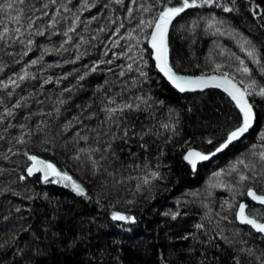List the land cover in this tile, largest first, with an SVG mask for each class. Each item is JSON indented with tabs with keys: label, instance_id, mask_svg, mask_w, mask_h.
I'll list each match as a JSON object with an SVG mask.
<instances>
[{
	"label": "trees",
	"instance_id": "1",
	"mask_svg": "<svg viewBox=\"0 0 264 264\" xmlns=\"http://www.w3.org/2000/svg\"><path fill=\"white\" fill-rule=\"evenodd\" d=\"M33 2L40 5L49 0H25L26 4ZM154 2L136 0L133 5L132 0H123L118 5L115 0H89L93 7H85L79 12L80 22L70 33L71 40L62 34L70 26L65 20L58 25L62 31L52 35L47 31L39 36L34 32L31 35L25 33V38L34 41L31 50L26 43L21 45L19 38L7 45L0 41V84H7L9 77L15 80L13 73L22 74L26 64L31 73L26 79L17 80L15 87L11 84L0 87V114H4V107H12L20 96L28 98L27 107L19 108L9 119L18 125L24 122L28 112H32L34 115L27 121L31 127L35 128L41 119L50 121L54 142L43 145L36 142L28 145L29 150L67 171L87 190V195H81L65 184L52 180L43 182L39 173L19 181L17 177L19 172H25L27 157L21 153L12 155L8 161L0 158V166L19 169L0 173V264H236L233 257L237 249H264L261 235L238 224L234 218L235 208L244 199L246 187L234 191L219 186L236 182L235 176L229 175L230 162L234 163L239 154H248L253 146L259 150L264 143L259 138L264 129V98L252 97L256 118L244 139L232 143L217 160L212 159L193 169L184 159L185 152L189 147L210 151L217 146L224 132L235 126L234 102L217 86L194 92L176 91L157 72L147 40L141 36V43L137 44L135 35H125L136 27L142 16L156 15L155 11L141 13L138 7ZM80 3L81 0H70L69 6L75 12V6ZM256 3L260 9L250 0H238L239 12L226 13L223 9L205 5L190 7L181 13L169 34V57L175 69L191 74L200 72L203 67L205 40L197 35L191 55L185 43V32L181 36L176 29L180 21L194 19L196 12L210 11L224 16L228 24L240 28L264 53V28L260 27L264 20L253 14L264 9V0H256ZM127 7L133 8L131 15ZM44 11L49 13L50 19L56 6L50 4ZM4 17L5 12L0 10V20ZM44 19L41 17L42 21ZM121 23L124 27L113 35ZM4 26L15 28L17 25L4 20L0 28ZM44 27L47 30L49 26L44 23ZM62 41H66L63 47ZM46 48L54 50L46 51ZM141 48L144 58L149 61L146 66L141 65L137 57ZM22 50L27 51V55H21ZM120 52L125 55H114ZM41 56L37 64L30 63ZM127 64H133V67L127 69ZM137 68L146 71L148 78L141 77ZM121 69L124 76H120ZM254 73L255 78L264 83V75L259 74V70ZM106 96H115L117 102L139 96L148 99L151 106L146 108L141 103L140 109L125 110L117 117L118 123L129 126V137L115 140L116 156H109L111 164L107 170L94 172L90 162L74 159L73 155L80 148L93 144V129L103 132L102 122L108 124L102 111V101L107 103ZM161 100L163 105L158 103ZM41 108L43 113L39 111ZM54 109H59L58 116ZM92 112L96 115L89 118ZM77 117L80 123L75 122ZM68 121L72 122V127L61 134L59 130ZM171 123H175L174 130L163 127ZM77 129L83 130L81 134L86 132L89 140L76 142ZM9 131L15 135L18 129ZM112 131H117L114 125ZM131 131L137 135L132 136ZM141 132L146 133L143 139L139 136ZM209 137H215L211 144L207 140ZM6 147V142H0V152ZM157 165H161L159 170L165 179L154 181L150 192L147 186L143 192L137 190L136 184L142 181L149 168L155 169ZM220 169H225V173L214 175ZM113 171L116 175L110 176L109 172ZM129 176L131 179H121ZM253 186L264 191V182ZM6 187L9 190H5ZM207 187L212 192L207 203L190 199L194 191ZM229 200H233L230 219L221 221L217 213H221L225 201ZM112 211L125 212L137 219L113 220ZM171 212L177 215L174 217ZM200 223L205 227L197 229L196 225ZM241 240L247 243L241 244ZM241 264L259 262L254 257H244Z\"/></svg>",
	"mask_w": 264,
	"mask_h": 264
},
{
	"label": "snow or ice",
	"instance_id": "2",
	"mask_svg": "<svg viewBox=\"0 0 264 264\" xmlns=\"http://www.w3.org/2000/svg\"><path fill=\"white\" fill-rule=\"evenodd\" d=\"M123 0H115V3L120 5ZM70 0H65L63 3H58L57 0H49L48 3L37 5L33 3H25V0H4L3 3H0V10L5 12L4 20L14 22L17 26L11 28L4 26L0 28V41H5L6 45L10 41H15L19 38V43L21 45H27L28 50H31V46L34 41L31 38H25L24 34L35 33V35H44L45 32L49 35L53 33L61 32V28L58 26L62 21L68 20L70 26L63 31V35L67 37L68 40L72 39L70 33L74 32L77 26V23L80 22L79 12H82L85 7L92 8L93 3H89V0H81V3L75 6L76 11H72V7L69 6ZM250 3L256 8L260 9L261 6L256 3V0H250ZM56 6V12L51 15L49 19V13L44 11L45 8H48L49 5ZM132 4H136V0H132ZM215 6L216 8L223 9L226 13L239 12L241 9L238 6V0H230V2H224V0H155L154 3H149L147 6L141 4L138 7L140 8L141 13H151L155 11V16L141 17L139 23L134 29L129 30L125 33L127 36L135 35L136 43H141V36L144 40L151 45L149 53L152 57L155 58V67L159 72L167 78V80L175 87V89L180 92H185L190 89H204L208 85H216L230 98L231 102H234L235 109V126L228 128L222 135L217 146L213 148L212 151H203L198 150L195 147H189L187 152L184 155V159L191 164L193 169H196L198 161H204L208 158L214 156L216 153H219L221 150H224L230 146L233 142L241 139L245 133L249 131L252 127L255 118L256 112L254 110V101L252 97L259 96L264 98V83L255 78V73L253 68L249 67L244 59L237 57L239 64L235 66V72L239 73V76H236L234 73L227 72L220 75H198L190 76L183 75L180 71L176 70L174 65L170 62L169 57V29L173 25L174 20L183 13L186 9L195 6ZM107 7V5H106ZM63 9V12H61ZM128 13L131 15L133 12L132 7H127ZM37 13H39L37 15ZM65 13L69 15H65ZM255 16L260 17L261 20H264V9L256 11L253 13ZM41 17L45 18L43 21ZM91 20H95L96 17H90ZM201 19H204L201 17ZM4 20H0V24L4 23ZM46 23L49 27L47 30L44 27ZM196 20H193V25L195 26ZM217 25H223L224 27H217ZM124 25L121 23L119 27L116 28V32L113 35H116L120 32L121 28ZM183 27V25H181ZM260 27L264 28V24H261ZM205 28L209 31L214 30L217 33H223L227 35H236L238 33L237 43L241 45L244 53L251 58V63L258 66L259 74L264 75V53H261L260 47H258L250 37L245 36L243 33H239L238 29L233 28L228 24L227 20L224 18L217 17L215 13H211L206 20ZM103 29H101L102 31ZM139 33V34H137ZM83 39V36L80 37ZM66 41L61 42V47H63ZM131 48V44L129 45ZM54 50V49H45ZM144 49L141 48L137 52V57L141 61V65L146 66L149 61L144 58L143 55ZM106 54V53H105ZM21 55H27V51H23ZM114 55H125L124 52L114 53ZM230 55H234L230 53ZM42 59V56L38 59L32 60L30 63L35 65L38 63V60ZM79 59V55H77ZM129 59H132L129 57ZM111 62V61H109ZM100 63V61H97ZM133 64L125 65V68L131 69ZM95 68V65H93ZM221 65L217 64L216 69L219 70ZM28 65L26 64L24 69H22V74L13 73L16 76V79L8 78L7 84H11L13 87L16 86L17 80H24L31 73L28 72ZM140 76L144 79L148 78V74L142 68L136 69ZM125 72L123 69L120 71V76H124ZM49 80L52 77L48 78ZM79 79V77H78ZM135 80V78H133ZM47 83V81H45ZM59 83V81H57ZM7 84H0V87H7ZM11 93H9V96ZM30 96L32 94H29ZM107 103L103 104L102 111L105 112L106 120L108 121L107 125H104L102 122V127L104 131H95V141L92 145L86 148H80L77 152L74 153L73 158L77 160H86L90 162L94 172H98L101 169L107 170L108 166L111 164L109 156L115 157L116 152L114 149V141L119 139H127L129 137L130 128L129 126H122L117 122V117L122 115L125 110L140 109L141 103L144 107L148 108L151 105L148 102V99L143 97H135L133 100L124 101L121 100L117 102L115 96H106ZM22 101L24 102L22 104ZM30 101L24 96L16 101L12 107H4L3 113L0 114V142H6L7 147L3 152H0V158L5 161H8L12 155L23 154L24 157H27L26 164V173L19 172L17 179L19 181L26 180L27 176H32L37 173H41L39 179L43 182H48L49 177H55V182L59 184H65L66 186L73 189L77 194L87 195V190L85 187L74 179L67 171H63L57 168L56 164L52 161L42 158L40 155H36L31 152L28 148V145L34 144L36 142L43 144L53 143L55 140V134L51 128V122L41 119L35 126L31 127L27 121L31 118L34 113L28 112L24 116V122L19 123L18 125L14 124L10 117H13L17 110L21 107L26 108ZM39 103V101H37ZM161 105L164 104V101H158ZM41 113L44 112V109H39ZM56 115H59V109L53 110ZM170 111H172L170 109ZM51 115V113H49ZM96 113L92 112L89 114V118L95 116ZM178 116V113L176 114ZM76 123H80L79 118H74ZM115 126L117 131H112V126ZM72 127V122H65L60 133L63 134L67 132L69 128ZM165 129L171 127L175 129V123L164 124ZM87 129V125L84 126ZM9 129H18L17 134L13 135ZM83 130L77 129L75 140H89V136L86 132L81 134ZM151 131V130H149ZM146 133L141 132L139 136L143 139ZM132 136H136L135 131H131ZM260 140L264 141V129L261 130ZM215 137L207 138L208 143H213ZM143 147L147 148V144H143ZM242 165V167H241ZM229 175L235 176V183H221L220 187H229L230 190L244 189L246 187V195L250 197L252 201L258 202L260 204V209L253 208L249 209V205L245 200L241 199L238 203V207L235 208V219L240 221L242 224L250 225L252 229H255L257 233L264 234V191H258L253 185L257 183L264 182V143L260 145V149L256 150V147L253 146L249 150L248 154L243 157H237L236 161L230 162L229 164ZM161 165H157L155 169H148V173H145L142 181L136 184V189L143 192L145 191V186H147V191H151L154 181L165 179V176L162 171L159 169ZM19 171V169L4 168L0 166V173L3 172H12ZM225 169H220L219 173L214 175H223ZM110 176L116 175V173L109 172ZM121 179H131V177H121ZM119 183V182H117ZM7 189V187L5 188ZM33 194H35L33 192ZM238 194V193H237ZM47 193H45V196ZM31 199V197H28ZM235 199V195L233 200ZM233 200L225 201L222 206L221 213H217L219 220H229L231 215V210H233ZM19 211V208H17ZM227 212V214H222ZM172 216H176V212H171ZM111 217L113 220L119 221H135L136 216L127 214L121 211H112ZM5 220L8 219L7 216L4 217ZM203 223L197 224L196 228H204ZM218 231L219 227L217 225ZM24 229L21 228V231ZM239 232V229H236ZM15 233L12 236V240L15 239ZM229 243H234L229 241ZM241 244H246V241L241 240ZM23 251V250H18ZM244 257H254L259 264H264V249L257 250L255 248L241 247L236 250V255L233 257L236 264H241V261Z\"/></svg>",
	"mask_w": 264,
	"mask_h": 264
},
{
	"label": "rangeland",
	"instance_id": "3",
	"mask_svg": "<svg viewBox=\"0 0 264 264\" xmlns=\"http://www.w3.org/2000/svg\"><path fill=\"white\" fill-rule=\"evenodd\" d=\"M211 13L214 12H196L194 13L196 14V16L192 17L194 19H191V21H180L176 26L177 30L184 29L185 31V43L188 44L187 49L189 54L193 55L194 52L192 45L195 44L196 40H198L197 35L200 34L205 40V55L203 62V66L205 68L209 70H217L216 65L219 64L221 65V68L219 70H222V72H231L236 76H239V73L235 72V66L239 64L237 57L244 59L245 63L251 68L257 66L251 63V58L243 52L241 45L237 43L238 33L236 35L225 36L223 33H217L214 30L209 31L205 28L206 20ZM216 16L225 19V17L220 14H216ZM201 17H203L204 19H201ZM193 20H196L195 26L193 25ZM181 25H183V27H181ZM231 26L235 29H238L239 33H243L240 28L233 25ZM217 27L224 26L217 25ZM188 40L189 43L187 42ZM235 44L238 48L237 50L234 47ZM230 53L234 55H230ZM50 180L55 182V177H51ZM191 195L190 199L197 198L199 201L207 203L209 201V197L212 195V192L207 187L203 190L194 191Z\"/></svg>",
	"mask_w": 264,
	"mask_h": 264
},
{
	"label": "water",
	"instance_id": "4",
	"mask_svg": "<svg viewBox=\"0 0 264 264\" xmlns=\"http://www.w3.org/2000/svg\"><path fill=\"white\" fill-rule=\"evenodd\" d=\"M170 30V29H169ZM150 47H151V45H150ZM152 57V56H151ZM152 60H153V62H154V66H155V58L154 57H152ZM156 68V67H155ZM157 70V72L159 73V74H161L163 77H164V79H166V81L167 82H169L168 80H167V78L163 75V73H161V72H159V70L158 69H156ZM181 74H183V75H190V76H198V75H191V74H185V73H181ZM213 74H216V75H220V74H222V73H216V72H213V73H210V74H207V75H213ZM169 84L175 89V87L169 82ZM209 86H216V85H208V86H206V87H209ZM218 87V86H217ZM175 90H177V89H175ZM197 90H199V89H190V90H187V91H185V92H192V91H197ZM178 92H180L179 90H177ZM181 93H184V92H181ZM253 126V125H252ZM251 129V128H250ZM249 129V130H250ZM248 133V132H247ZM247 133H245L244 134V136L247 134ZM243 136V137H244ZM242 137V138H243ZM241 138V139H242ZM229 147V146H228ZM227 147V148H228ZM227 148H225L224 150H226ZM224 150H221L219 153H221V152H223ZM187 152V151H186ZM219 153H216V154H219ZM215 154V155H216ZM213 157V156H212ZM212 157H210V158H212ZM210 158H208L207 160H204V161H198V164L197 165H199L200 163H203V162H206V161H208ZM188 162V161H187ZM189 163V162H188ZM25 173H26V170H25ZM40 175H42L41 173H39ZM51 177H49V179H50ZM250 198V197H249ZM251 199V198H250ZM255 202V201H254ZM255 203H257V204H259L258 202H255ZM237 221V223H239V224H241V225H246V224H242L240 221H238V220H236ZM246 226H248V227H250L251 228V226L250 225H246ZM252 229V228H251ZM254 232H256V230L255 229H252ZM257 233V232H256ZM261 236L263 237V239H264V234H261ZM263 245H264V243H263Z\"/></svg>",
	"mask_w": 264,
	"mask_h": 264
},
{
	"label": "bare ground",
	"instance_id": "5",
	"mask_svg": "<svg viewBox=\"0 0 264 264\" xmlns=\"http://www.w3.org/2000/svg\"><path fill=\"white\" fill-rule=\"evenodd\" d=\"M180 15V14H179ZM171 28V27H170ZM185 31H184V29H180V30H178L177 31V33H180L181 34V36H184V33ZM169 33H170V30H169ZM188 43H189V40L187 41ZM256 44V43H255ZM188 45V44H187ZM235 48H236V50L238 49L237 47H236V44H235V46H234ZM254 68V70H258V66H254L253 67ZM206 70H209V69H207V68H205L204 66L203 67H201L200 68V72H196V73H191V75H207V74H210V73H213V72H208V71H206ZM186 74V73H185ZM161 75V74H160ZM162 76V75H161ZM163 77V76H162ZM164 78V77H163ZM166 80V79H165ZM169 83V82H168ZM172 87V86H171ZM210 87V86H209ZM173 88V87H172ZM205 88H207V87H205ZM200 90V89H199ZM223 90V89H222ZM177 91V90H176ZM198 91V90H197ZM192 92H194V91H192ZM181 93V92H180ZM254 124V123H253ZM253 127V126H252ZM251 127V128H252ZM245 137V136H244ZM244 137L242 138V139H244ZM242 139H239V140H242ZM238 140V141H239ZM234 143V142H233ZM213 150V149H212ZM212 150H210V151H212ZM220 154V153H219ZM219 154H216V155H214L212 158H210L208 161H206V162H203V163H207V162H209V161H212V159L213 160H217L218 159V157H219ZM245 155H247V154H244V153H242V154H239L238 155V157L239 156H245ZM203 163H200V164H203ZM199 164V165H200ZM198 166V165H197Z\"/></svg>",
	"mask_w": 264,
	"mask_h": 264
},
{
	"label": "flooded vegetation",
	"instance_id": "6",
	"mask_svg": "<svg viewBox=\"0 0 264 264\" xmlns=\"http://www.w3.org/2000/svg\"><path fill=\"white\" fill-rule=\"evenodd\" d=\"M243 200H245V202L249 205V209L251 210V209H253V208H256V209H260V204H257V203H255L254 201H252L249 197H247V195L245 194V197H244V199Z\"/></svg>",
	"mask_w": 264,
	"mask_h": 264
}]
</instances>
